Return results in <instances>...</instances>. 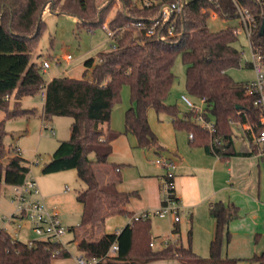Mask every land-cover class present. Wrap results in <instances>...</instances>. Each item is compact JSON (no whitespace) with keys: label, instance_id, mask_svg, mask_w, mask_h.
I'll list each match as a JSON object with an SVG mask.
<instances>
[{"label":"trees","instance_id":"1","mask_svg":"<svg viewBox=\"0 0 264 264\" xmlns=\"http://www.w3.org/2000/svg\"><path fill=\"white\" fill-rule=\"evenodd\" d=\"M178 1L181 0H153V4L146 7L135 5L134 0H104L102 4L98 0H0V111L12 118L35 116L36 109L22 108L21 99L44 90L42 118L72 119L70 139L59 143L42 172L52 174L76 170L79 180L86 186L77 197L83 207L80 226L89 232L78 240L77 249L86 262L147 264L173 258L184 264H239L241 261L222 259L224 241H230L228 225L239 215L236 205L222 201L212 202L209 207V214L216 221V230L208 259L197 257L190 246L180 243L159 249L151 247V219L137 217L126 208L139 194L118 189L122 181L120 167L109 163L113 142L123 134L133 135L140 148L159 145L149 123L150 110L169 115L176 130L193 133L192 146L203 148L222 160L239 154L234 151L235 127L248 124L255 133L262 129L260 110L254 104V97L248 95L245 83L235 82L227 73L229 69L239 67L241 62V52L235 47L238 39L235 27L218 31L208 27L211 10H217L221 19L237 18L231 0H219V8L212 0L185 1L181 13L159 27L164 38L149 36L145 29L132 25L138 21L147 27L152 25L153 21L161 20L163 5ZM238 2L262 24L264 2ZM115 6L116 13L107 22ZM47 8L75 17L78 26L88 29L103 28L107 24L116 32V49L100 53L97 60H87L82 78L61 76L46 81L41 66L31 62V55L44 30L43 13ZM170 25L174 27L171 36L167 30ZM259 36L257 40L264 39V31ZM178 56L186 66L188 94L196 99L205 98V118L209 121L212 117L215 119L216 135L222 139V145L214 146L215 152L211 149L212 136L195 122L193 114L182 113L176 105L166 103L175 84L173 65ZM124 86L129 87L133 105L125 113V131L117 132L109 127L105 130L103 125L110 124L112 109L120 100ZM6 136L2 120L0 196L4 187L24 184L30 173L27 160L18 154L16 148L9 150L11 156L6 163L3 161L7 155ZM250 144L252 151L247 155L260 152L253 140ZM95 165H110L114 172L111 180L100 182ZM115 214L127 216L129 223L118 234L106 233L95 239L97 224ZM114 244L119 250L116 255L108 257L107 253ZM71 256L67 247L60 243L37 241L33 247H28L22 241H11L6 233L0 234V264H52L57 258ZM246 261L264 264V250Z\"/></svg>","mask_w":264,"mask_h":264},{"label":"rangeland","instance_id":"2","mask_svg":"<svg viewBox=\"0 0 264 264\" xmlns=\"http://www.w3.org/2000/svg\"><path fill=\"white\" fill-rule=\"evenodd\" d=\"M140 5L143 0H134ZM187 2L193 0H185ZM99 4L104 0H98ZM116 6L112 9L111 14L107 18L110 21L116 13ZM43 21L45 23L44 30L39 37L38 46L31 55V62L37 63L39 66L47 61L50 68L42 73L44 79L49 81L50 78L67 76L70 78H82L85 70L84 63L93 58L97 60L98 55L102 52L111 50V46L115 42V38L108 35L104 28L99 27L94 30L82 26H78L77 19L73 16L52 12L47 8L43 13ZM238 19H221L209 20L208 27L212 31H218L229 27L238 26ZM235 47L241 52V62L239 67L231 68L227 71L228 75L237 83H247L254 79V71L249 66L252 61V52L247 37L243 34L238 36ZM71 55L73 60L68 63L65 58ZM173 72L176 75L175 84L171 90L166 103L176 105L182 113H189L190 108L184 104L181 99L182 95L187 96L193 103L199 105V99L192 97L186 90V66L182 62L181 56H178L173 65ZM42 92L32 96H26L21 99V105L24 109H36L35 116H20L12 118L7 116L4 111H0V121L4 120L7 136L4 144L7 149L6 163L10 157L9 150L18 148L22 157L27 160L30 168L29 178L36 182L37 187L43 195L46 194L45 205L57 213L58 219L68 231L63 236L64 245L67 247L71 255L81 256L77 249L76 243L89 232L86 228L81 227L82 204L78 202L77 197L80 192L85 190L86 186L82 183L76 170H67L59 173L44 174L42 169L45 164L51 160V156L57 149L60 142L69 140L71 136L72 119L69 117H53L50 120L42 118L44 99ZM12 102L14 98L12 97ZM130 90L128 86H124L121 91L120 100L112 109L111 122L109 125H103L106 130L108 127L117 132L125 131V113L131 106ZM12 108V105H11ZM149 123L158 137V144H173L177 139L184 143L188 132L179 131L173 127L172 118L167 114H157L154 110L148 113ZM211 122L215 123L214 117ZM47 127V128H46ZM51 129L55 131V135L51 134ZM236 133L238 130L235 127ZM130 138H122L114 144V157L109 160L110 164L118 165L123 172V183L121 188L126 192L139 190L138 175L159 178V194L160 205L158 207H146L145 200L141 201L133 197L128 207L140 215L144 212H151L152 222V238L154 248H162V240H168L169 245H176L180 242L186 246L189 245V238H193V233L189 219L185 216V211L180 210L179 221L177 224L180 228V234H174L172 228L175 220L173 214H169L162 218L158 211L161 208V190L160 182L168 172L174 173V168L167 169L161 165H156V160H163L152 148L144 149L136 146ZM176 141V140H175ZM168 160V159H167ZM170 162V160H168ZM95 171L100 182L104 183L106 175L109 180L114 175L110 165H95ZM151 185V182H149ZM151 187V186H149ZM14 187H4L0 196V218L8 212L12 211L10 205V197L13 195ZM41 196V195H40ZM40 196L32 197L35 200H41ZM130 220L127 216L115 214L106 218L104 222H99L95 228V239H99L103 234L114 233L116 230L124 227ZM0 225H2L0 221ZM70 229V230H69ZM10 233L15 232L14 226H9ZM191 231V234H190ZM160 236V238H157ZM20 240L27 241L28 238H36V236L28 231L20 232ZM180 240V242H179ZM172 241V242H171ZM63 245V244H62ZM63 245V246H64ZM193 249V248H192ZM194 250V249H193ZM200 251V252H199ZM200 258L210 257V248L203 245L200 250H194ZM203 254H205L203 256ZM239 264H248L241 261Z\"/></svg>","mask_w":264,"mask_h":264},{"label":"crops","instance_id":"3","mask_svg":"<svg viewBox=\"0 0 264 264\" xmlns=\"http://www.w3.org/2000/svg\"><path fill=\"white\" fill-rule=\"evenodd\" d=\"M54 78L56 77L53 76L49 81ZM132 106L131 104L130 107ZM249 128L250 125L248 124L236 127L238 133L235 131L234 151L239 154L233 155L226 160H222L203 148L192 146L189 133L184 143L175 139L176 141L174 140L173 144L165 143L164 146L158 145L152 148L160 157L170 160L174 165L175 196L179 200L182 210L185 211V216L189 218L187 222H190L192 225L191 229L194 231L193 238H189V245L185 247L190 246L191 249L200 250V246L203 245L205 252L206 247L210 248V243L215 236L216 221L210 216L209 207L212 202L222 201L225 204L233 203L239 208L238 217L228 225L230 241L228 242L226 239L224 241L222 259H241V261H246V259L263 252L264 160L260 153L247 155V153L252 151L250 140H253V132H249L247 130ZM124 137L130 138L137 146L136 138L133 135L123 134L113 142L111 157L115 155L114 144ZM156 165L158 164L156 163ZM119 173L122 181L118 185V189L123 191L121 188L123 183L121 168ZM138 176L137 180L140 184L137 192L139 196L135 198L141 201L145 200L146 207H158L160 205L159 178L161 175L157 176V178H149V176L140 174ZM105 181H109L108 175H106ZM149 182H151V185H149ZM42 198L45 202L46 194H42ZM126 208L136 214L128 205ZM124 227L114 233H120ZM175 229H177V232H174ZM172 232L180 234V228L177 223H174ZM157 238H160V236H157ZM180 244L183 245L181 242ZM193 249L192 251L194 252ZM195 255L197 256L196 253ZM78 259L79 256L57 258L52 264H79ZM201 259L206 260L208 258ZM147 264L184 263L178 258H173L151 261Z\"/></svg>","mask_w":264,"mask_h":264},{"label":"built area","instance_id":"4","mask_svg":"<svg viewBox=\"0 0 264 264\" xmlns=\"http://www.w3.org/2000/svg\"><path fill=\"white\" fill-rule=\"evenodd\" d=\"M216 3L217 8H219L218 1L212 0ZM236 7V17L239 21L238 26L235 27L234 33L238 37L240 34H243L247 37L251 52H252V61L249 63V66L254 71V79L250 82L245 83V87L248 95L254 97L255 106L260 110L261 114V125L262 129L259 133H255L251 126L248 131H252V139L255 144L259 146L260 155H264V39L257 40V37L260 33L263 32L262 26L264 18L262 19V24H259L257 16L250 12L246 7L241 5L238 0H231ZM185 0L175 2L170 5H163L161 7V20L153 21V24L146 26L142 21L133 23L134 27L139 29H145L147 35L155 36L158 35L159 38H164L161 35V32L158 31L159 27L166 23L170 22L172 18L176 17L181 13L184 8ZM264 0H258V3H263ZM153 4V0H143L142 3L138 6L150 7ZM220 18L217 10H211L210 19L218 20ZM104 30L108 33L109 36L115 38V31H112L107 24L103 26ZM168 34L173 35L174 27L170 25L168 27ZM260 37V36H259ZM118 42L115 38L114 44L111 46V49H116ZM68 63H70L73 58L71 55H68L65 58ZM42 71H46L50 68V65L47 61L43 62L41 65ZM42 97L45 99V92H42ZM182 101L190 108V112L193 114L195 122L200 125L203 129L207 130L212 136L211 149L213 152L214 146L222 145V139L216 135V126L215 123L207 120L205 118L206 110V99H199L200 104L197 105L193 103L187 96H181ZM245 125V124H244ZM242 125V126H244ZM47 128V127H46ZM51 134L55 135V131L51 129ZM193 133L189 134V138L193 140ZM18 154H21L18 148ZM158 165L170 169L174 168V165L169 162L167 159L156 160ZM173 180L174 173L168 172L167 176H164L160 182L161 190V208L158 211L160 217L164 218L169 214H173L174 220L177 223L179 221V214L181 210V204L177 197L175 196V190L173 191ZM41 195V196H40ZM40 196L41 200H35L32 197ZM39 198V197H38ZM12 211L6 213L0 218L2 225H0V234L6 233L10 236L11 241H21L20 232L28 231L33 233L36 238H28L27 241H22L28 245V247H33L37 241H46L52 243H60L64 245L63 236L66 234L68 229L62 225L61 221L58 219L57 213L54 210H50L42 198L40 189L37 187L36 182L29 178V174L24 184L15 186L13 195L9 198ZM152 215L151 212H144L138 216L142 218H150ZM9 226L15 227V232L10 233ZM172 242V241H171ZM162 247H167L169 245L168 240H162ZM151 247H154V242L151 243ZM119 247L117 244H114L111 249L108 251L107 256L111 257L117 254ZM79 264H95L96 261L86 262L82 256L78 259Z\"/></svg>","mask_w":264,"mask_h":264},{"label":"water","instance_id":"5","mask_svg":"<svg viewBox=\"0 0 264 264\" xmlns=\"http://www.w3.org/2000/svg\"><path fill=\"white\" fill-rule=\"evenodd\" d=\"M184 5H185V2H184ZM262 30L264 31V22H263ZM180 117L182 118V117H183V115H182V114H180Z\"/></svg>","mask_w":264,"mask_h":264}]
</instances>
